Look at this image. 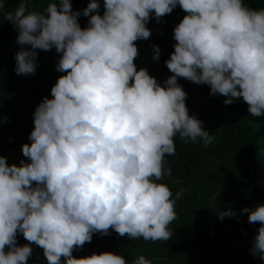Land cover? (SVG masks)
I'll return each instance as SVG.
<instances>
[{
	"label": "clouds",
	"instance_id": "1",
	"mask_svg": "<svg viewBox=\"0 0 264 264\" xmlns=\"http://www.w3.org/2000/svg\"><path fill=\"white\" fill-rule=\"evenodd\" d=\"M32 5L19 0L5 16L18 31L15 72L35 75L37 50L54 48L56 70L66 74L33 113L31 143L22 145L29 162L9 165L0 156V264H28L33 243L47 264H152L144 255L129 262L113 252L72 253L110 229L130 240L172 238L184 189L173 195L159 183L171 175L165 158L175 155L177 136L204 147L215 140L189 115L178 78L209 85L225 105L242 98L251 116L264 115V8L244 0H103L101 15L99 0L77 11L70 0H50L42 11ZM177 6L186 15L173 29L165 61L172 75L161 86L137 70L135 42L150 38L153 16L159 22ZM214 210L221 220L237 216L230 207ZM241 212L260 224L250 254L264 260V204ZM18 233L29 243L18 246Z\"/></svg>",
	"mask_w": 264,
	"mask_h": 264
},
{
	"label": "trees",
	"instance_id": "2",
	"mask_svg": "<svg viewBox=\"0 0 264 264\" xmlns=\"http://www.w3.org/2000/svg\"><path fill=\"white\" fill-rule=\"evenodd\" d=\"M49 2L33 0L32 7L42 11ZM89 2L70 0L74 11L86 8ZM244 2L250 8H264V0ZM99 3L102 15L103 0ZM18 6L19 0H4V7L0 9V156L6 157L9 165H19L21 160L29 162L23 156L22 145L31 143L33 113L44 97L52 98V86L66 74L56 70L58 61L55 60L61 54L54 48L37 50L35 75L16 74L18 34L5 16ZM185 15L177 6L159 22L153 16L146 25L152 33L150 38L135 42L139 53L134 60L137 70L147 69L161 86L172 75L165 61L174 51L173 29ZM88 19L82 14L78 17L81 28L87 27ZM153 45L160 49L158 60L153 59ZM178 83L187 93L189 115L203 121L202 127L210 135L214 134L215 140L204 147L202 141L184 143L177 136L175 155L165 158V167L171 169V175L159 183L167 184L173 195L184 189L182 198L176 201L177 218L169 225L172 238L167 242L130 240L110 229V235L94 233L91 242L73 251L74 257L113 252L129 262L135 256L144 255L152 264H264V260L250 254L260 224H250L248 214L241 212L244 207L254 209L264 204V115L251 116L242 98L225 105L226 97L210 95L209 85H197L184 78H178ZM229 207L237 216L219 219L214 209ZM27 243L18 233V246ZM31 247L33 252L28 264H47L43 249L34 243Z\"/></svg>",
	"mask_w": 264,
	"mask_h": 264
},
{
	"label": "rangeland",
	"instance_id": "3",
	"mask_svg": "<svg viewBox=\"0 0 264 264\" xmlns=\"http://www.w3.org/2000/svg\"><path fill=\"white\" fill-rule=\"evenodd\" d=\"M14 32H15V34H18V31H17V30H15ZM55 61H58V60L56 59ZM46 64H47V63H46Z\"/></svg>",
	"mask_w": 264,
	"mask_h": 264
}]
</instances>
